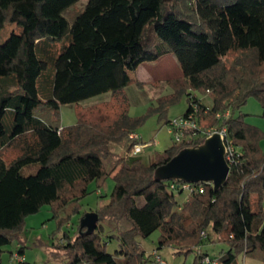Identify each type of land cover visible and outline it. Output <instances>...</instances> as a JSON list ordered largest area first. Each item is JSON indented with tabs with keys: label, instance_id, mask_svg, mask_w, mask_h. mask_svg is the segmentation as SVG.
<instances>
[{
	"label": "trees",
	"instance_id": "obj_1",
	"mask_svg": "<svg viewBox=\"0 0 264 264\" xmlns=\"http://www.w3.org/2000/svg\"><path fill=\"white\" fill-rule=\"evenodd\" d=\"M77 1L0 0V262L14 237L22 243L26 216L50 204L62 228L89 184L104 185L109 177L114 187L100 201L96 229L65 231L68 242L62 246L72 255L53 264H120L117 255L124 264H143L151 253L136 238L157 229L159 247L193 251L206 230L207 238L211 231L229 244L219 258L224 264H237L240 253L258 254L264 262L261 130L237 113L250 97L264 105V0H87L70 23L63 12ZM11 23L15 27L4 40L2 31ZM66 36L69 43L59 46ZM167 53L175 55L182 75L167 79L174 92L163 102L168 107L188 89L210 94L207 106L188 93L184 114L198 103L200 122L217 126L216 114L229 111L220 128L227 127L240 149L224 186L205 183L204 192L188 194L182 203L184 191L170 189V180H156L154 171L204 139L174 142L145 163L140 156H117L110 146L144 144L130 134L145 116L132 117L121 105L112 117L80 111L69 126L58 118L62 105L121 91L132 81L129 72ZM17 143L21 152L7 162L3 150ZM32 164L39 165L37 171L24 174ZM112 240L120 244L114 253L107 250ZM17 249L24 255V246ZM49 252L57 258L61 244L53 241ZM205 254H198L201 262Z\"/></svg>",
	"mask_w": 264,
	"mask_h": 264
},
{
	"label": "rangeland",
	"instance_id": "obj_2",
	"mask_svg": "<svg viewBox=\"0 0 264 264\" xmlns=\"http://www.w3.org/2000/svg\"><path fill=\"white\" fill-rule=\"evenodd\" d=\"M87 0H79L70 7H68L63 15L68 19L70 23L81 13L86 5ZM15 27V24H8L2 31L3 39H7L10 31ZM69 39L66 36L62 41H59V46L68 44ZM173 54V53H172ZM173 57L176 59L175 55ZM232 55H230V58ZM177 60V59H176ZM153 67L150 70L149 81H139L140 71H133L132 81L116 93L109 91L105 92L77 103H69L61 106L58 118L62 126H69L77 123L78 113L82 111L86 115L97 116L100 114L103 118L112 117L118 112V108L122 105L127 109V112L132 117L145 116L143 123L136 129V132L141 136L144 144L147 145L139 154L143 162L150 163L156 158L157 154L163 152L165 149L174 144L175 135L170 132L169 124L165 123V119H174L182 114L188 108V93L196 95L205 105L211 106L212 98L210 94H206L200 90H187L184 92L175 102L168 104L167 101L163 102L170 96L174 89L172 85L167 82V78H160L163 72L162 70L167 68L166 60L147 62ZM156 70V71H155ZM155 71V72H153ZM151 73V74H150ZM153 73V74H152ZM154 77L156 80H153ZM180 77V76H177ZM176 78V77H170ZM141 83V85L139 83ZM166 106L161 108V104ZM237 113L244 115L245 121L259 127L261 130V137L259 139L260 147L264 150V105L256 97H250L247 103L242 106ZM98 115V116H100ZM203 127H211L204 120L201 122ZM112 152L117 156L126 157V148L123 144L115 142L110 143ZM21 152L20 146L17 144L5 148L3 150L4 159L7 162L12 161ZM39 165L32 164L26 166L23 169L24 174H30L37 171ZM114 187V180L107 178L104 185L99 186L98 183L91 182L89 184V193L82 197L77 202L76 211H74L70 218V223L67 225L64 223L62 228H58V219L55 216L53 206L45 204L41 209L33 214L25 217L23 230L21 232L22 243L18 237L6 244L4 252L2 254V261L0 264H11L10 256L11 251L16 250L19 245L24 246L25 260L35 264L45 263H65L69 260L72 253L67 248H64L67 244V238L62 237L65 231H69L71 235L77 232V229L81 223L82 217L87 212H97L100 201L109 197ZM187 192H184L178 197L180 203L187 199ZM63 212L62 215H66ZM209 231V238L202 240L199 247L194 246V250L190 252H179L174 246L159 247L158 241L161 234V230L157 229L149 236H139L137 241L146 251V253H152L153 250H157L168 264H214V263H202L198 258V254L208 253L212 259H219L228 249L229 244L219 239L218 235ZM110 231L103 233L104 239L108 238ZM200 239V232L198 234ZM53 241H57L61 244L62 252L58 254L57 258L52 256L49 252L50 246ZM63 245V246H62ZM120 244L118 240L109 241L107 244V250L114 253L119 249ZM65 249V250H64ZM200 250V252H199ZM116 259L120 264L125 263V258L121 255H117ZM222 262V261H221ZM148 264V261L143 263ZM224 264V263H223ZM237 264H264L260 255H244L238 254Z\"/></svg>",
	"mask_w": 264,
	"mask_h": 264
},
{
	"label": "water",
	"instance_id": "obj_3",
	"mask_svg": "<svg viewBox=\"0 0 264 264\" xmlns=\"http://www.w3.org/2000/svg\"><path fill=\"white\" fill-rule=\"evenodd\" d=\"M230 165L226 160V145L219 132L207 137L197 146H186L166 163L156 167V180H182L186 182H211L219 189L227 182ZM99 221L98 212H87L80 228L91 234Z\"/></svg>",
	"mask_w": 264,
	"mask_h": 264
},
{
	"label": "built area",
	"instance_id": "obj_4",
	"mask_svg": "<svg viewBox=\"0 0 264 264\" xmlns=\"http://www.w3.org/2000/svg\"><path fill=\"white\" fill-rule=\"evenodd\" d=\"M199 104L193 103L191 110L187 114H182L169 122L170 132L175 135V141L177 143L183 144H191L200 139H206L211 136L215 132H219L225 142L226 145V160L230 164L236 163L238 160V155L240 154L239 147L234 143L233 139L228 136L227 127H221L220 124L224 120V118L230 115L229 111L225 113H217L216 118H218L219 125L211 126V127H203L199 120ZM130 138H139L136 132L130 134ZM147 144H135L131 149H126V157H134L139 156L142 150L145 148ZM205 183L211 182H186L182 180L172 179L169 182L170 189L174 191L182 190L187 192V194L196 193V192H204ZM207 231L202 230L200 232V238H207ZM233 236V235H232ZM200 252V250H199ZM201 253V252H200ZM202 254H205L202 252ZM25 260V256L18 252V249L13 250L10 262L11 264H16L18 262H22ZM202 263H214V264H223L220 259H212L208 253L203 256ZM148 264H168L167 261L163 258V256L157 251L153 250L150 254V259Z\"/></svg>",
	"mask_w": 264,
	"mask_h": 264
},
{
	"label": "crops",
	"instance_id": "obj_5",
	"mask_svg": "<svg viewBox=\"0 0 264 264\" xmlns=\"http://www.w3.org/2000/svg\"><path fill=\"white\" fill-rule=\"evenodd\" d=\"M166 60L167 62V68L162 70V75L160 78H170V77H177V76H181L182 75V71H181V68L177 62V60L173 57V54L172 53H167L165 54L164 56H162L160 59H158L157 61H160V60ZM153 67L154 66H151L150 64H148L147 62H143L141 63L139 66H138V70L140 71L139 73V81H143L145 82V80L149 81L148 78L149 77V71L150 70H153ZM137 71V70H136ZM156 71V70H155ZM153 71V72H155ZM131 78H133V74H132V71L129 72ZM151 74V73H150ZM153 74V73H152ZM156 78L158 79V77H154L153 80H156ZM212 104V103H211ZM138 137L141 138V136L139 135L138 132H136Z\"/></svg>",
	"mask_w": 264,
	"mask_h": 264
}]
</instances>
